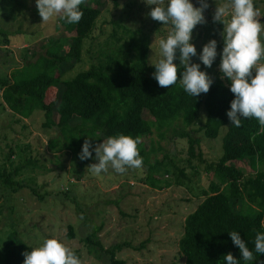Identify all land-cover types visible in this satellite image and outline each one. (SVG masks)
Returning <instances> with one entry per match:
<instances>
[{
  "label": "trees",
  "instance_id": "1",
  "mask_svg": "<svg viewBox=\"0 0 264 264\" xmlns=\"http://www.w3.org/2000/svg\"><path fill=\"white\" fill-rule=\"evenodd\" d=\"M80 10L83 16L78 23H66L73 31L68 48L59 39L48 40L44 51L36 53L34 60L26 59L21 67L13 69L9 78H0V88L4 86L3 101L23 118L30 117L37 109L44 111V127L56 128L59 132L48 142L53 153L72 151L79 155L85 139H89L93 154L103 136H139V155L147 173L145 180L155 189L171 183L164 181L163 172L168 174L170 168L180 167L167 153L153 162L151 157L156 150L164 149L162 145L156 148L154 143L146 148L143 138L155 130L160 137H165L173 130L175 136L188 140V162L198 159L213 176L208 187L197 194L203 199L185 218L184 233L179 240L184 264H226L224 255L228 253L239 264H264V254L254 250L256 234L264 232V131L255 118H241L240 127L231 124L227 116L234 99L230 82L221 79L219 72L209 91L197 97L187 94L179 79L169 88L160 87L152 75L154 66L149 63L150 33L114 19L109 21L113 25L111 39L107 38L103 45L98 43V51L91 54L90 66L65 78L60 71L61 65L83 60L85 42L96 28L103 2L84 0ZM118 28L122 29L121 33ZM5 37L2 42L7 45L10 39ZM49 94L54 98L46 101ZM201 107L206 109V121L196 129L193 126L201 120ZM145 113L150 116L146 117ZM76 119L81 123L74 124ZM223 126L228 128L223 136L222 155L217 160L205 159L202 150L197 151L202 140L193 132L202 131L205 137L216 138ZM10 154L6 160L10 159ZM238 162H248L253 173L246 174ZM35 165H38V158L33 157L13 170L0 166V185L13 191L32 186L15 176ZM178 177H187L184 168H180ZM179 178L176 182L183 185L184 181ZM31 188L39 194L35 186ZM39 196L43 198L42 194ZM238 203L241 204L239 209L235 208ZM70 228V236L74 237L73 227ZM101 228L102 225H95L85 238L89 251L97 252L99 246V251L110 254L108 264H126L117 256L122 245L106 248L98 238ZM231 231H237L245 240L253 251V261L241 258L229 235ZM30 247L17 229L12 230L0 264H23L22 253L31 251ZM73 251L80 259L78 250Z\"/></svg>",
  "mask_w": 264,
  "mask_h": 264
},
{
  "label": "rangeland",
  "instance_id": "2",
  "mask_svg": "<svg viewBox=\"0 0 264 264\" xmlns=\"http://www.w3.org/2000/svg\"><path fill=\"white\" fill-rule=\"evenodd\" d=\"M103 11L97 20L91 38L86 40L83 60L61 65L63 77H73L80 70L91 64V54L110 38L112 24L119 20L134 29L142 27L149 32V63L158 55V46L154 40L166 37L169 27L153 20L148 13L151 7L144 0H101ZM195 7H200L199 0H191ZM209 7L204 11L206 23L198 24L192 33V40L197 56L193 63L200 64V70L214 79L219 74V64L223 49L222 23H214L213 15L216 3L225 0H205ZM255 7L264 18V0H254ZM7 32L3 35L1 31ZM122 32L121 28H118ZM73 35L72 29L60 17H54L42 23L35 0H0V78H9L16 67H21L26 59H35V54L44 51L48 40L59 39L65 48ZM7 36L9 44L2 42ZM111 39V38H110ZM211 39L217 41V57L210 68L198 59L203 46ZM260 39L264 42V32ZM91 50V52L89 51ZM93 50V51H92ZM98 51V50H97ZM96 51V52H97ZM179 64V55L174 60ZM152 65V64H151ZM4 87V86H3ZM3 87L0 88V166L13 170L25 159L38 158V165L29 166L15 176L26 184L18 191L0 185V258L4 254L9 233L17 229L31 247H35L45 238H56L72 250H78L82 264H108L110 254L89 251L85 238L93 231L95 225H102L98 238L106 248L122 245L117 256L126 264H184V257L179 250V240L184 233L186 216L192 212L203 199L197 194L208 187L212 173L205 169V163L198 159L188 162V140L168 131L160 137L158 131L144 137V146L156 148L162 145L164 150H156L151 157L164 158L167 153L176 165L184 168L187 177H178L180 168H170L167 174H161L164 181H170L161 189L153 188L146 178V169H128L124 174L113 171L99 175L93 174L87 167L95 163L92 157L81 160L72 151L53 153L48 146L51 137L59 132L56 128H46L44 111L37 109L28 118L15 114L3 101ZM49 94L46 101L53 100ZM201 120L193 126L196 129L206 121L205 107L200 109ZM149 117V113H145ZM57 118V116H56ZM74 124L81 123L79 119ZM228 126H223L216 138H207L201 132H193L201 138L204 158L217 160L223 152V136ZM108 137L103 136L99 143ZM11 153V154H10ZM10 154V159L5 158ZM5 159V160H4ZM246 174L253 173L248 162H238ZM262 167V166H261ZM164 171V170H163ZM184 181L180 185L176 180ZM238 203L235 208L239 209ZM75 236H70V227Z\"/></svg>",
  "mask_w": 264,
  "mask_h": 264
},
{
  "label": "clouds",
  "instance_id": "3",
  "mask_svg": "<svg viewBox=\"0 0 264 264\" xmlns=\"http://www.w3.org/2000/svg\"><path fill=\"white\" fill-rule=\"evenodd\" d=\"M84 0H35L42 23L54 17H60L67 24L78 23L83 12L80 5ZM151 7L148 15L155 21L169 27L166 37L154 40L158 46V55L151 61L155 71L153 78L158 85L169 88L179 83L190 96L197 97L207 93L213 83L199 63H193L192 57L197 50L192 40V33L198 24L206 23L203 15L209 7L205 0H199L200 7H195L191 0H144ZM261 13L255 7L254 0H225L216 3L213 15L214 23H222L223 49L219 71L221 79L230 82V91L234 99L230 102L227 116L235 127L241 126V118H255L261 131H264V42L260 35L264 24L260 22ZM151 47V45H150ZM179 52V66L174 63ZM217 57V41L209 40L202 48L198 59L210 68ZM182 68V71L180 69ZM139 136L118 134L98 143L94 149L95 163L87 168L96 175L113 171L124 174L128 169L142 167L143 158L139 155ZM89 139H85L79 153L81 160L92 157ZM264 227V221H262ZM231 240L238 247L244 261H253V251L237 231L229 232ZM31 251L22 253L23 264H82L74 251L56 238H45ZM254 250L264 254V232H258L254 240ZM226 264H239L231 254L224 255Z\"/></svg>",
  "mask_w": 264,
  "mask_h": 264
},
{
  "label": "water",
  "instance_id": "4",
  "mask_svg": "<svg viewBox=\"0 0 264 264\" xmlns=\"http://www.w3.org/2000/svg\"><path fill=\"white\" fill-rule=\"evenodd\" d=\"M262 20L264 21V18Z\"/></svg>",
  "mask_w": 264,
  "mask_h": 264
}]
</instances>
